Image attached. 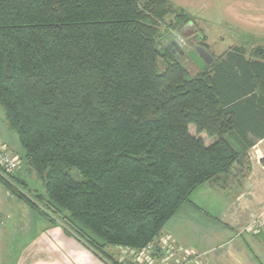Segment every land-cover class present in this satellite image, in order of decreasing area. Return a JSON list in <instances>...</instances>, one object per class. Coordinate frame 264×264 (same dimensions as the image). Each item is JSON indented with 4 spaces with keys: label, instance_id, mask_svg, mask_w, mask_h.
I'll use <instances>...</instances> for the list:
<instances>
[{
    "label": "trees",
    "instance_id": "trees-1",
    "mask_svg": "<svg viewBox=\"0 0 264 264\" xmlns=\"http://www.w3.org/2000/svg\"><path fill=\"white\" fill-rule=\"evenodd\" d=\"M190 22L200 33L169 0H0V107L44 184L26 201L97 253L161 237L199 184L243 157L231 136L250 146L246 133L264 129V64L234 47L191 74L160 45L162 24Z\"/></svg>",
    "mask_w": 264,
    "mask_h": 264
},
{
    "label": "crops",
    "instance_id": "crops-1",
    "mask_svg": "<svg viewBox=\"0 0 264 264\" xmlns=\"http://www.w3.org/2000/svg\"><path fill=\"white\" fill-rule=\"evenodd\" d=\"M169 1L194 18L213 60L239 47L246 60L264 64V0ZM207 22L221 31L209 38ZM198 136L205 144L213 141ZM246 137L250 146L231 136L244 154L227 175L199 184L163 225L161 237H169L174 246L164 264H264V243L249 229L264 214V129L249 130ZM0 141L23 156L1 107ZM25 168L24 163L13 176L25 179ZM0 264L108 263L0 183Z\"/></svg>",
    "mask_w": 264,
    "mask_h": 264
},
{
    "label": "rangeland",
    "instance_id": "rangeland-1",
    "mask_svg": "<svg viewBox=\"0 0 264 264\" xmlns=\"http://www.w3.org/2000/svg\"><path fill=\"white\" fill-rule=\"evenodd\" d=\"M205 26L210 27V28H208V27L205 28V30H207L205 32L209 36V38H210L212 33L217 34L221 31L219 26H218L219 29H216L217 26L215 27V26L211 25V23H209V22H207L205 24ZM160 33L162 36L160 41H159L161 46L167 45L171 40H173L174 36L178 35L177 30H173V29L170 30L168 28V26L167 25L165 26L164 24L161 25ZM169 34H171V36H169ZM194 34H195L194 31H188L186 33H180V35L182 36V38L184 40V44L182 45L181 49H183L185 51V54L181 55L180 61L187 66V68L189 69L191 74H194L198 69L197 66L195 65L194 61L187 54V51L189 49H191L193 47V45H195ZM224 44L225 43H223L220 47L224 48L225 47V46H223ZM160 66L161 67L159 68V70H161L163 68L162 65H160ZM189 131L193 135H196V133H197L195 126L193 124H191L189 126ZM202 134H203V137L205 139L210 138L204 132H202ZM234 144L236 145V143H234ZM12 152L16 154L15 151H12ZM20 159H21V164L19 167H21L22 164H24L22 161L23 159L21 157H20ZM25 169L28 171V174L26 175L25 179H19V178H16L15 176H13V173L15 171H13V172L7 171V173H6L0 169V183L4 185L3 180L8 181L13 187H15L17 189V191H19V193H21L22 198H19L18 196L13 194V192H10L8 189L7 190L12 195L18 197L19 199H21L22 201H24L25 203H27L30 206V204L26 201V199H29L30 201L35 202L38 199L37 198L38 195L44 196V184H43V180L40 179L34 172L32 173L30 168H28V169L25 168ZM72 173L76 178H78L75 170H72ZM222 175H227V174H222ZM222 175H220V176H222ZM39 207L42 208L41 204H39ZM56 221H57V224L64 231L66 230L67 234L69 233V235L78 239L77 235L74 234V231L71 229L70 226H68V224L64 225V223L61 222L60 220H56ZM249 229L255 235L259 236L261 241L264 243V214L257 221L252 222ZM79 241L81 242V240H79ZM122 249L123 248L114 247L113 250L106 253L107 255H103V254L97 253L95 251L94 252L96 255L100 256L103 260H105L108 264H149V263H146L145 261L134 259L133 254L123 253ZM162 257L163 256L158 255L157 259L155 260V264H164L166 261H165V259H162Z\"/></svg>",
    "mask_w": 264,
    "mask_h": 264
},
{
    "label": "built area",
    "instance_id": "built-area-1",
    "mask_svg": "<svg viewBox=\"0 0 264 264\" xmlns=\"http://www.w3.org/2000/svg\"><path fill=\"white\" fill-rule=\"evenodd\" d=\"M173 40L182 47L184 40L180 34L174 36ZM21 159L14 154L10 148L0 141V167L8 172H13L19 168ZM123 248V253L133 254L134 259L142 260L149 264H155L158 255L163 256L162 259H167L169 252L173 250L174 246L169 237H159L155 241L147 244L141 249L119 247Z\"/></svg>",
    "mask_w": 264,
    "mask_h": 264
},
{
    "label": "water",
    "instance_id": "water-1",
    "mask_svg": "<svg viewBox=\"0 0 264 264\" xmlns=\"http://www.w3.org/2000/svg\"><path fill=\"white\" fill-rule=\"evenodd\" d=\"M188 31L195 32L194 34L195 45H193V47L187 51V54L194 61L198 69H204L207 65H209L213 61V57L203 45L196 43L197 41L200 40L201 34L196 31V28L193 26L192 22L185 25L182 28L181 33H186ZM167 48H169L171 52L175 53L177 58L185 54V51L181 49V47L176 43L175 40H171L167 44Z\"/></svg>",
    "mask_w": 264,
    "mask_h": 264
}]
</instances>
